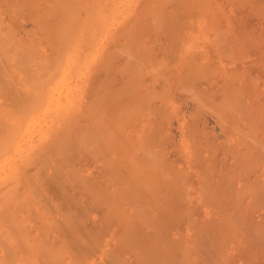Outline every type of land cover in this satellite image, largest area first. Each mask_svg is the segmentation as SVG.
Wrapping results in <instances>:
<instances>
[{
    "label": "rangeland",
    "instance_id": "obj_1",
    "mask_svg": "<svg viewBox=\"0 0 264 264\" xmlns=\"http://www.w3.org/2000/svg\"><path fill=\"white\" fill-rule=\"evenodd\" d=\"M0 264H264V0H0Z\"/></svg>",
    "mask_w": 264,
    "mask_h": 264
},
{
    "label": "bare ground",
    "instance_id": "obj_2",
    "mask_svg": "<svg viewBox=\"0 0 264 264\" xmlns=\"http://www.w3.org/2000/svg\"><path fill=\"white\" fill-rule=\"evenodd\" d=\"M230 38H231V37H230ZM220 40H221V39H220ZM239 40H240V39H239ZM230 41H231V40H230ZM241 41H242V40H241ZM242 44H243V43H242ZM182 45H183V44H182ZM220 45H221V44H220ZM237 45H238V44H237ZM239 46H240V45H239ZM225 48H226V47H225ZM229 48H230V47H229ZM226 49H227V48H226ZM225 53H227V51H226ZM153 54H154V52H153ZM158 54H159V53H158ZM158 54H157V52H155V55H158ZM230 54H231V52H230ZM237 54H238V53H237ZM150 57H153V56L150 55ZM154 57H156V56H154ZM162 57H163V56H162ZM233 57H234V56H233ZM239 57H240V56H239ZM144 58H145V57H144ZM235 58H236V57H235ZM156 59H157V58H156ZM159 59H160V58H159ZM243 59H244V58H243ZM154 60H155V59H154ZM154 60H153V61H154ZM167 64H168V63H167ZM205 65H207V64H205ZM200 66H201V65H200ZM126 67H127V66H126ZM126 67H125V69H126ZM128 67H129V66H128ZM128 67H127V68H128ZM203 67H204V66H203ZM210 67H211V66H210ZM131 68H132V67H131ZM152 68H154V67H152ZM125 69H124V70H125ZM160 69H161V67H160ZM178 69H179V68H178ZM178 69H177V70H178ZM198 69H199V68H198ZM198 69H197V70H198ZM201 69H202V68H201ZM170 71H171V70H170ZM203 71H205V70H203ZM136 72H137V71H136ZM136 72H135V73H136ZM200 72H201V70H200ZM204 73H205V72H204ZM129 74H130V73H129ZM241 74H242V73H241ZM244 74H245V73H244ZM137 75H138V73H137ZM212 75H213V74H212ZM245 75H246V74H245ZM154 77H155V76H154ZM136 78H137V76H136ZM158 78H159V77H158ZM233 78H234V76H233ZM245 78H246V77H245ZM130 79H131V78H130ZM153 79H154V78H153ZM166 79H167V78H166ZM164 80H165V79H164ZM195 80H196V78H195ZM184 81H185V80H184ZM192 81H193V80H192ZM204 81H205V80H204ZM204 81H203V82H204ZM206 81H207V80H206ZM3 82H4V80H3ZM137 82H138V81H137ZM168 82H169V81H168ZM200 82H201V81H200ZM234 82H235V81H234ZM4 83H5V82H4ZM166 83H167V82H166ZM180 84H181V82H180ZM201 84H202V83H201ZM235 84H236V82H235ZM230 85H231V84H230ZM194 86H195V85H194ZM200 86H202V85H200ZM128 87H129V86H128ZM247 87H248V86H247ZM190 88H191V87H190ZM256 88H257V86H256ZM148 89H149V88H148ZM244 89H245V88H244ZM184 90H186V89L184 88ZM197 90H198V89H197ZM242 90H243V89H242ZM248 90H249V89H248ZM256 90H257V89H256ZM191 91H192V90H191ZM150 92H151V91H150ZM188 92H189V91H188ZM201 92H202V91H201ZM216 92H217V91H216ZM229 92H230V91H229ZM248 92H249V91H248ZM191 93H192V92H191ZM207 93H208V92H207ZM235 93H236V92H235ZM10 94H11V93H10ZM10 94H9V95H10ZM188 94H189V93H188ZM7 95H8V94H7ZM9 95H8V96H9ZM182 95H183V94H182ZM196 95H197V94H196ZM244 95H245V94H244ZM10 96H11V95H10ZM10 96H9V97H10ZM148 96H149V95H148ZM206 96H207V95H206ZM208 96H210V95H208ZM200 97H201V96H200ZM203 98H204V97H203ZM257 98H258V97H257ZM194 99H195V98H194ZM195 100H196V99H195ZM197 101H199V100L197 99ZM197 101H196V102H197ZM201 101H202V100H201ZM243 101H244V100H243ZM257 101H258V100H257ZM230 102H231V101H230ZM253 102H254V100H253ZM151 103H152V102H151ZM233 103H234V102H233ZM197 104H198V103H197ZM203 104H204V103H203ZM208 104H209V102H208ZM130 105H131V104H130ZM155 105H156V104H155ZM236 106H237V105H236ZM213 107H215V106H213ZM151 108H152V107H151ZM193 108H194V107H193ZM246 108H247V107H246ZM234 109H235V108H234ZM241 109H242V108H241ZM257 109H258V108H257ZM235 110H236V109H235ZM250 110H251V109H250ZM138 111H139V110H138ZM156 112H157V111H156ZM218 112H219V111H218ZM161 113H162V112H161ZM244 113H245V112H244ZM140 114H141V113H140ZM257 114H258V113H257ZM136 115H137V114H136ZM218 115H219V114H218ZM244 116H245V115H244ZM141 117H142V116H141ZM218 117H219V116H218ZM249 117H250V116H249ZM161 118H162V117H161ZM159 119H160V118H159ZM247 119H248V118H247ZM249 119H250V118H249ZM137 121H138V120H137ZM141 122H142V121H141ZM161 122H162V121H161ZM248 122H250V121H248ZM256 123H257V122H256ZM134 124H135V123H134ZM260 124H261V123H260ZM145 130H146V129H145ZM159 131H160V130H159ZM103 134H104V133H103ZM147 135H149V134H147ZM135 136H136V135H135ZM170 136H171V135H170ZM256 136H257V135H256ZM146 137H147V136H146ZM152 137H153V136H152ZM153 138H154V137H153ZM148 139H149V138H148ZM173 139H174V138H173ZM254 139H256V138H254ZM195 140H197V139H195ZM258 140H259V139H258ZM59 141H60V139H59ZM108 141H109V140H108ZM135 141H136V139H135ZM140 141H141V140H140ZM140 141H139V142H140ZM197 141H198V140H197ZM213 142H214V141H213ZM253 142H254V141H253ZM256 142H257V141H256ZM135 143H136V142H135ZM166 143H167V142H166ZM209 143H210V142H209ZM214 143H215V142H214ZM104 144H105V143H104ZM193 144H194V143H193ZM212 144H213V143H212ZM254 144H255V143H254ZM57 145H58V144H57ZM99 145L101 146L102 144H99ZM149 145H150V144H149ZM161 145H162V144H161ZM210 146H211V145H210ZM212 146H213V145H212ZM134 147H135V146H134ZM164 147H165V146H164ZM98 148H99V146H98ZM102 148H103V147H102ZM105 148H106V146H105ZM130 148H131V147H130ZM106 149H107V148H106ZM108 149H109V148H108ZM118 149H120V148H118ZM213 149H214V148H213ZM102 150H103V149H102ZM211 150H212V149H211ZM106 151H107V150H106ZM141 151H142V150H141ZM213 151H214V150H213ZM163 152H164V151H163ZM179 152H180V151H179ZM248 152H249V151H248ZM248 152H247V153H248ZM120 153H121V152H120ZM133 153H134V152H133ZM250 153H251V152H250ZM255 153H257V152H255ZM143 154H144V153H143ZM145 154H146V153H145ZM152 154H153V153H152ZM158 155H159V154H158ZM161 155H162V154H161ZM179 155H180V154H179ZM183 155H184V154H183ZM248 155H249V154H248ZM149 156H150V155H149ZM127 157H128V156H127ZM182 157H183V156H182ZM248 157H249V156H248ZM129 158H131V157H129ZM153 158H155V157H153ZM184 158H185V157H184ZM184 158H183V159H184ZM217 158H218V157H217ZM108 159H109V158H108ZM138 159H139V158H138ZM244 159H245V157H244ZM246 159H247V158H246ZM246 159H245V161H246ZM109 160H111V159H109ZM156 160H157V159H156ZM125 161H126V160H125ZM227 161H228V160H227ZM218 162H219V161H218ZM237 162H238V161H237ZM246 162H247V161H246ZM110 163H111V161H110ZM110 163H109V164H110ZM113 164H115V163H113ZM113 164L111 163V165H113ZM138 164H139V163H138ZM256 164H257V163H256ZM142 165H143V164H142ZM258 165L260 166V164H258ZM108 166H109V165H108ZM115 166H116V164H115ZM143 166H144V165H143ZM147 166H148V165H147ZM156 166H157V165H156ZM145 167H146V166H145ZM149 167H150V166H148V168H149ZM226 167H227V166H226ZM226 167H225V168H226ZM251 167H252V166H251ZM116 168H117V167H116ZM139 168H140V167H139ZM241 168H242V167H241ZM154 169H155V167H154ZM154 169H153V171H154ZM116 170H118V169H116ZM116 170L114 169L115 172H116ZM151 170H152V169H151ZM160 170H161V169H160ZM210 170H211V169H210ZM252 170H253V169H252ZM112 171H113V170H112ZM149 171H150V170H149ZM153 171H152V172H153ZM207 171H208V170H207ZM213 171H214V170H213ZM242 171H243V170H242ZM216 172H217V171H216ZM230 172H231V171H230ZM111 173H114V172H111ZM130 173H131V172H130ZM190 173H191V172H190ZM223 173H224V172H223ZM226 173L228 174L229 172H226ZM226 173H224V174H226ZM244 173H245V172H244ZM53 174H54V173H53ZM183 174H185V173H183ZM188 174H189V173H188ZM224 174H223V175H224ZM227 174H226V175H227ZM242 174H243V173H242ZM54 175H56V174H54ZM129 175H130V174H129ZM159 175H160V174H159ZM42 176H43V175H42ZM49 176H50V175H49ZM51 176H52V175H51ZM51 176H50V177H51ZM117 176H118V175H117ZM117 176H116V177H117ZM169 176H170V175H169ZM186 176H187V175H186ZM224 176H225V175H224ZM232 176H233V175H232ZM40 177H41V176H40ZM50 177H49V178H50ZM121 177H123V175H122ZM121 177H120V178H121ZM225 177H226V176H225ZM53 178H54V177H53ZM128 178L131 179L130 176L127 177V179H128ZM142 178H143V181H144V180H145V177H142ZM174 178H175V177H174ZM174 178H173V179H174ZM223 178H224V177H223ZM232 178H233V177H232ZM43 179H45V177H43ZM130 179H128V180L130 181ZM132 179H133V178H132ZM226 179H227V178H226ZM49 180H50V179H49ZM53 180H54V179H53ZM118 180H120V179H118ZM122 180H123V179H122ZM122 180H121V181H122ZM128 180H127V181H128ZM146 180H147V179H146ZM115 181H116V178H115ZM123 181H124V180H123ZM123 181H122V182H123ZM133 181H134V180H131V184H132ZM140 181H141V180H140ZM153 181H154V180H153ZM213 181H214V179H213ZM54 182H55V181H54ZM119 182H120V181H119ZM122 182H121V183H122ZM148 182H149V181H147V183H148ZM210 182H211V181H210ZM226 182H227V180H226ZM45 183H46V182H45ZM45 183H44V184H45ZM121 183H120V184H121ZM126 183H127V182H126ZM129 183H130V182H129ZM139 183L142 184V182H139ZM147 183H146V184H147ZM151 183H152V182H151ZM173 183H174V182H173ZM154 184H155V183H154ZM154 184H153V185H154ZM213 184H214V183H213ZM33 185H34V184H33ZM36 185H37V184H36ZM36 185H34V186H36ZM56 185H57V184H55V185H53V186H56ZM127 185H128V184H127ZM136 185H137V184H136ZM46 186H47V185H46ZM133 186H134V184H132L131 188H132ZM145 186H146V185H145ZM157 186H158V185H157ZM157 186H156V187H157ZM169 186H170V185H169ZM44 187H45V186H44ZM48 187H49V186H48ZM50 187H51V186H50ZM151 187H152V186H151ZM151 187H150V188H151ZM222 187H223V186H222ZM53 188H54V187H53ZM55 188H56V187H55ZM55 188H54V189H55ZM131 188H129V189L131 190ZM134 188H135V186H134ZM137 188H139V187H137ZM165 188H166V187H165ZM170 188H171V187H170ZM170 188H169L168 190H170ZM218 188H219V187H218ZM50 189H52V188H50ZM61 189H62V188H61ZM162 189H163V188H162ZM215 189H216V188H215ZM52 190H53V189H52ZM148 190H152V189H149V188H148ZM148 190H147V191H148ZM221 190H222V188H221ZM53 191H54V190H53ZM55 191H56V190H55ZM63 191H64V190H63ZM63 191L61 190V194H62ZM133 191H134V190H133ZM157 191H158V190H157ZM159 191H160V189H159ZM159 191H158V192H159ZM164 191H165V190H164ZM184 191H185V190H184ZM216 191H218V190H216ZM148 192H149V191H148ZM172 192H173V190H172ZM175 192H176V191H175ZM175 192H174V193H175ZM228 192H229V191H228ZM135 193H136V192H135ZM143 193H144V192H143ZM154 193H155V195H156V192H154ZM160 193H161V192H160ZM163 193H164V192H163ZM178 193H179V192H178ZM208 193H209V192H208ZM225 193H227V192L225 191ZM233 193H234V192H233ZM147 194H148V193H147ZM150 194H151V193H150ZM157 194H158V193H157ZM167 194H169V192H168ZM204 194H205V193H204ZM133 195H134V194H133ZM141 195H142V193H141ZM148 195H149V194H148ZM148 195H147V196H148ZM164 195H165V194H164ZM218 195H219V194H218ZM139 196H140V195H139ZM147 196H145V197L148 198ZM165 196H166V195H165ZM166 197H167V196H166ZM140 198H141V197H140ZM164 198H165V197H164ZM118 200H119V199H118ZM115 201H116V199H115ZM107 203H108V202H106V203H104V204H107ZM117 205H118V202H117ZM117 205H115V203L113 204L114 207L116 206L115 208H116L117 211H118L119 209L117 208ZM155 205H156V204H155ZM158 205H159V204H158ZM119 207H120V206H119ZM154 207H156V206H154ZM157 207H158V206H157ZM162 207H163V206H162ZM120 208H121V207H120ZM113 209H114V208H113ZM113 209H112V210H113ZM160 209H161V208H160ZM110 210H111V209H110ZM112 210L110 211V212H112V214H111L110 216H112L113 213H114V211H112ZM122 210H123V209H121V213L123 212ZM156 210H157V209H156ZM158 211L160 212L159 209H158ZM161 211H163V210H161ZM110 212L108 211V213H110ZM108 215H109V214H108ZM117 216H118V215H117ZM119 216H120V215H119ZM119 216H118V217H119ZM108 217H109V216H108ZM120 217H121V216H120ZM109 218H110V217H109ZM113 218H114V217H111V220H113ZM118 219H119V218H118ZM128 219H129V218H128ZM109 221H110V220H109ZM110 223H111V222H110ZM111 225H112V224H111ZM131 225H132V224H131ZM107 227H108V226H107ZM111 227H112V226H110V227L107 228V229H109V231H110V230H112ZM115 228H116V227H115ZM131 228H132V227H131ZM107 229L105 228V229H104V232H106ZM89 231H90V230H89ZM113 231H114V230H113ZM113 231H112V232H113ZM127 231H128V229H127ZM129 231H130V230H129ZM112 232L110 233V234H111L110 237H111V238L116 237V236H117V235H116V232H113V233L115 234V236L112 235ZM78 233H80V232H78ZM86 233H88V232H86ZM98 233H99V232H98ZM100 233H102V232L100 231ZM129 233H130V234H128L129 236H130V235H134L133 232L131 233V231H130ZM81 234H82V233H81ZM90 234H91V232H90ZM67 235H68V234H67ZM73 235H74V234H73ZM82 235H84V234H82ZM88 235H89V234H88ZM88 235H87V236H88ZM128 235H126V236H128ZM68 236H69V235H68ZM77 236H78V234H77ZM101 236H103V234H101ZM112 236H113V237H112ZM129 236H128V237H129ZM89 237H92V236L90 235ZM118 237H119V236H118ZM73 238H74V237H73ZM79 238H80V237H79ZM83 238H84V236H83ZM127 239H129V238H127ZM72 240H73V239H72ZM83 240H84V239H83ZM102 240H103V239L100 240V237H98V235H97L96 238H94V236H93V237H92V240H90V241H91V246L89 245L90 247H89V248L87 247L88 249L83 247V248L81 249V253H82V254H83V253H84V254L86 253L87 255H89V257H90V256H93L92 253L94 254L95 251L97 250L98 242H99V241L103 242ZM104 240H106V239L104 238ZM123 240H124V239H123ZM118 241H119V239H118ZM70 242H71V240H70ZM82 242H83V241H82ZM108 242H110V241H108ZM113 242H114V241H113ZM85 243H86V241H85ZM85 243H84V244H85ZM89 243H90V242H89ZM87 244H88V243H87ZM94 244H95V245H94ZM103 244H104V243H103ZM74 245H75V244H74ZM71 246H72V245H71ZM78 246H79V245H78ZM78 246H77V247H78ZM102 246H103V245H102ZM80 247H81V246H80ZM78 250H79V248H78ZM114 252H115V251H114ZM115 256H116V254H115ZM88 260H89V259H88Z\"/></svg>",
    "mask_w": 264,
    "mask_h": 264
}]
</instances>
